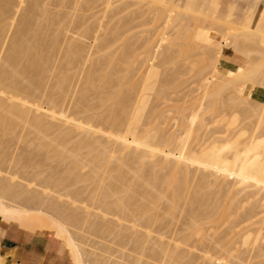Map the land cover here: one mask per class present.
<instances>
[{
    "label": "bare ground",
    "instance_id": "1",
    "mask_svg": "<svg viewBox=\"0 0 264 264\" xmlns=\"http://www.w3.org/2000/svg\"><path fill=\"white\" fill-rule=\"evenodd\" d=\"M68 1L0 0V219L30 232H50L71 264H165L172 258L178 264H264V78L242 82L238 74L212 81L206 72L207 78L176 85L184 87L182 93L168 92L173 75L184 68L167 71L171 45L159 51L172 31L163 29L188 20L207 25L203 31L216 39L207 59L221 60L224 47L237 56L255 50L264 57V4L254 18L250 10L242 17L246 4L237 0L219 19L218 0L133 1L130 7L144 4L137 16L150 4L153 13H145L152 21L161 11L163 28L155 43L148 38L144 52L150 62L159 53L161 58L139 80L130 69L136 59L132 39L123 51H108L119 39L108 35L110 29L109 37L100 33L106 31L104 17L89 22L88 9L97 0H72L74 13L84 3L88 15L71 13L73 31L59 26L67 13H53L52 7L51 13L48 4L64 7ZM114 2L97 7L104 5L100 11L108 16ZM120 18L114 26L123 23L127 31ZM116 27L118 37L122 31ZM207 62L221 78L238 68ZM16 139L15 152L10 145L17 146ZM80 230L135 245L155 241L157 248L149 244L147 255L156 263L103 245L94 248ZM178 241L215 243L201 250L203 261L197 262L188 249L177 248ZM225 241H241L246 249L231 255L235 261H214L211 250ZM89 244L100 252L87 250ZM260 256V262L252 261Z\"/></svg>",
    "mask_w": 264,
    "mask_h": 264
},
{
    "label": "rangeland",
    "instance_id": "2",
    "mask_svg": "<svg viewBox=\"0 0 264 264\" xmlns=\"http://www.w3.org/2000/svg\"><path fill=\"white\" fill-rule=\"evenodd\" d=\"M53 1V0H52ZM80 1V0H79ZM83 0H81V2H82ZM101 1V0H100ZM99 0H97L94 4H92V8H90V9H88V11H89V13H88V11H86L85 9L83 10L82 9V7L84 8L85 7V5H84V3H82V5H81V3H80V5H81V8L79 7V5L77 6L78 8H80L79 10H76L75 11V13H74V10L76 9H72L73 8V6H74V1H68V4H69V2H70V4L68 5V7H67V5L65 4V6L63 7V5H61L62 7H60V6H57L54 2H51V3H49L48 4V9H49V11L52 13V11H53V13H58V14H60L62 11L65 13V15H66V13H67V15H66V17L67 18H65V19H63L62 18V16L60 17V18H62V21L64 20V22H61L62 24H60L59 26H62V27H64L65 25L67 26L68 25V31H70V29L73 27V25H71L70 24V22H67V20L69 21L71 18V13H74V15H75V17L77 18L78 16L77 15H80L79 13H82V15H83V13L85 14V15H88L89 16V22H94V20H93V18L95 19V21H97V19H98V15H100V17H104L103 18V21H105L107 24H105V27H106V31H101L100 33L101 34H104V32H105V34H106V36L107 37H109V36H112V37H114L115 39H119L118 41H115V43H113L112 45L113 46H111L110 47V49H108V51H116L117 53H118V51L120 52V51H123L122 50V48L123 47H126V42L127 41H129L128 39L129 38H131L132 40H130V42H132V44H134L133 45V47H134V49H135V60H134V62L132 63V67H130V69L132 68V69H134V71H135V77L137 78V79H139V80H141L142 79V77H143V75L145 74V72H146V69H147V66H148V64H149V66L151 65V63H155V62H157L158 60H160V58H161V54L159 53V55H156L157 57L154 59L153 58V61H152V57H151V54H149V56L146 54H144V52H145V50L147 49V47H149V45L152 43V42H156L157 40H158V38L160 37V34L162 33V26H161V21L159 22V16H160V14H161V11H159L160 12V14H158L157 16L158 17H156L155 18V20H153L154 21V23H153V21L151 20L153 17V15H148V14H150V13H153V9L155 8L154 7V5H152V4H150V5H148V6H151L150 8H149V10H147L148 11V14L147 13H145V9H148V8H144V10H142L141 9V13H143L142 11H144V16L142 17L141 16V14H140V16L142 17H140V16H137V10L139 9L140 10V8L142 7V6H144V4H142V3H136V4H134V5H132L133 3V1H135V0H113V4L108 8V10L109 9H111V7L113 6V8L111 9V10H109V14H108V16H106V12H107V10L106 9H104L105 11V13H103V12H101V11H103L102 10V7L104 6V5H102L101 7H100V5L103 3L104 4V1L102 2H100ZM125 1H127V2H125ZM147 1V0H146ZM231 0H228V2H230ZM254 1V0H253ZM71 2H73V3H71ZM101 3L100 5H99V7H97L98 6V3ZM143 2H145V0L143 1ZM148 2V1H147ZM118 3H123V4H121V5H123V6H120V4H118ZM125 3H127V4H125ZM130 3H132L131 5V7H130ZM54 5V6H51V5ZM115 4H116V7H115ZM129 4V5H128ZM142 4V5H141ZM147 4H149V3H146V6H147ZM252 4H253V2H252ZM252 4L249 6V7H247L246 5H245V7L243 8V13H242V17L244 16V13H246L248 10H250L251 11V18H254V16H255V13L253 12V7H252ZM95 5V6H94ZM226 5V4H225ZM225 5H223V7H222V9L218 12V15H217V18H219V19H222L223 18V16H224V12H225V8H226V6ZM50 6V7H49ZM127 6H129V7H127ZM147 6V7H148ZM51 7L53 8L52 9V11H51ZM57 7V8H56ZM72 7V8H71ZM95 7V8H94ZM124 7H126V8H124ZM86 8V7H85ZM98 8H100L99 10H98ZM104 8V7H103ZM116 8V9H115ZM120 9L121 8V10H118V9ZM128 8V9H127ZM82 9V10H81ZM65 10V11H64ZM82 12H81V11ZM97 10V11H96ZM101 10V11H100ZM120 11L121 13H118V12H116V14H115V11ZM122 10H123V12H122ZM130 10V11H129ZM136 10V11H135ZM72 11V12H71ZM99 11V12H98ZM127 11V12H126ZM133 12V14H132V12ZM135 11V12H134ZM146 11V12H147ZM150 11V12H149ZM152 11V12H151ZM62 12V13H63ZM86 12L88 13V14H86ZM139 12V11H138ZM91 13V14H90ZM102 13H103V15H102ZM114 13V14H113ZM131 13V14H130ZM137 13V14H136ZM140 13V12H139ZM222 13V14H221ZM93 14V15H92ZM105 14V15H104ZM134 14H136V17H135V15ZM64 14H63V16H65ZM74 15H73V19H74ZM84 15V16H85ZM90 15H91V17H90ZM113 15V16H112ZM116 15V16H115ZM123 15V16H122ZM130 15H132V17L134 18H132ZM139 15V14H138ZM81 16V15H80ZM79 16V17H80ZM98 16V17H97ZM120 16L123 18V21H124V18H125V23H127V24H125V25H129L128 27L129 28H126V30L127 31H122L125 27L123 26V23L121 24H115V26H114V24L113 23H115V20L117 19L118 20V18H120ZM128 16V17H127ZM99 17V18H100ZM70 18V19H69ZM76 18H75V20H76ZM107 18H108V20H107ZM126 18H127V20H129L131 23H129V22H127V20H126ZM129 18H131V20L129 19ZM136 18H138V19H136ZM106 19V20H105ZM110 19V20H109ZM114 19V20H113ZM121 19V18H120ZM154 19V18H153ZM135 20V21H134ZM140 20H142V21H140ZM158 20V21H157ZM66 21V22H65ZM108 21V22H107ZM121 22H122V19L120 20ZM137 21H140V22H137ZM117 22H119V21H117ZM116 22V23H117ZM136 24H134V23ZM179 23V21H176V22H173V24L171 23L169 26H167V27H165L164 29H163V31L165 30V32L167 33V32H169V33H167L168 35L170 34V31H171V34L169 35L170 37H169V39L168 40H166L165 41V46L166 47H164V43L162 42L161 44V46H160V49H159V51L162 49H167V48H169L170 46L169 45H171V47H170V52H169V54H170V60H169V62L165 65L167 68H166V70L167 71H169V68L171 69V71H174V69H180V70H183L182 68H184V70L181 72V74H179V73H177V75H173L174 77H172V78H174V80L172 81V84L171 85H169V88H171V87H174V88H172L173 90H169V89H167V91L169 92V91H174V93H175V90L176 91H178V92H180V93H182V91L184 90V87H185V85H187V84H184V83H182V82H186V83H190V82H192L193 80L195 81V80H197L198 79V81H199V79L200 78H207L208 76L207 75H211L210 77L213 79H210V80H212V81H223V80H232L233 78H234V76H236V75H238V74H242V75H244L243 76V79L241 78V80H242V82H250V81H254V80H261V79H263L264 78V57H262V55H261V53H259L258 51H252V50H250V51H247V53L246 54H243V55H241V56H237L236 54H235V60L237 61V67L238 68H236L233 72H231L230 74H228L227 76H225L224 78H221L222 76L220 75V73H221V71H219L218 70V72H220V73H218V72H216V74L214 73H211V65L209 66L208 64V62L207 61H209L211 64H215V63H217V62H219V63H217L218 64V66L219 65H221V62H222V60H220V58L217 60V59H215V60H211V59H207V58H209L208 56H210V51L212 50V47L214 46V45H212L213 43H211V42H215L216 43V39H213V37H211L210 36V33L208 32V30H205V31H203L204 29H207L206 27H207V25L205 26L204 24H199L198 25V23H196L195 24V22H193V21H188V20H185V21H181L180 23L182 24V25H185L186 24V27L184 26V28L182 27V25L179 23V25H178V23ZM67 23H69V24H67ZM129 23V24H128ZM133 23V24H132ZM139 23V24H138ZM158 23V24H157ZM110 24V25H109ZM112 24H113V26H112ZM138 24V25H137ZM196 26L197 25V27H195L194 25ZM251 25H252V21H251V23H250ZM108 27H107V26ZM130 25L132 26L131 28H130ZM173 25V26H172ZM177 25V28L176 27H174V26H176ZM194 27H193V26ZM72 26V27H71ZM112 26V27H111ZM116 26H118V27H116ZM158 26H160V27H158ZM172 26V27H171ZM179 26V27H178ZM181 26V27H180ZM187 26H190V27H188L187 28ZM202 28H201V27ZM55 27H57V26H55ZM115 27L116 28H118L119 29V32L120 31H122L121 33H119L118 35V37H116V35H117V31L118 30H116V33L115 32H113L114 30H115ZM158 27V28H157ZM199 27H200V29H199ZM64 28H66V27H64ZM113 30H112V29ZM175 30H174V29ZM180 28V29H179ZM182 28V29H181ZM204 28V29H203ZM108 29V30H107ZM109 29H110V33H108V35H107V33L106 32H108L109 31ZM168 29V30H167ZM176 29H178V30H176ZM71 31H73V28L71 29ZM111 32H113L114 34H115V36L113 35V33H111ZM124 32V34H122ZM206 32V33H205ZM71 33V32H70ZM158 33H160V34H158ZM76 36H77V33L75 32L74 33ZM74 34H72L71 36H72V40H73V42H79L78 41V39L77 38H75V41H74V37H73V35ZM112 34V35H111ZM208 36H207V35ZM74 35V36H75ZM75 36V37H76ZM122 36V37H121ZM120 37V38H119ZM158 37V38H157ZM212 39V41L210 40V38ZM150 39V41H151V43H150V41H149V39ZM114 39V40H115ZM144 39L146 40V41H148L147 43L144 41ZM155 39H156V41H155ZM128 43V44H131V43ZM145 42V43H144ZM148 43H150L149 45H148ZM214 43V44H215ZM132 44H131V46H132ZM166 44H169V45H166ZM212 45V46H211ZM130 46V45H129ZM128 46V47H129ZM168 46V47H167ZM133 47H130V49L131 48H133ZM146 47V48H145ZM214 48V47H213ZM117 49V50H116ZM127 49H129V48H127ZM209 49V50H208ZM202 50H208L207 52L206 51H204V53H203V51ZM125 51V50H124ZM127 51V50H126ZM152 51V50H151ZM201 51H202V53H201ZM161 52V51H160ZM100 53V55L101 54H103V52H99ZM151 53V52H150ZM206 53H208V54H206ZM96 54V53H95ZM95 54L93 55L94 56V58L95 57H97L99 54L97 53L96 54V56H95ZM198 54V55H197ZM202 54V55H201ZM153 56V55H152ZM160 58H159V57ZM204 56V57H203ZM149 57H151L150 58V60H151V62L149 61ZM174 57V58H173ZM200 57V58H199ZM173 58V59H172ZM202 58V59H201ZM207 60H206V59ZM217 60V61H216ZM220 60V61H219ZM214 61V62H213ZM216 61V62H215ZM248 62V63H247ZM172 63V64H171ZM210 67V68H207L208 66ZM176 66L178 67V68H176ZM207 66V67H206ZM172 67V68H171ZM173 67H175V68H173ZM208 69V70H207ZM221 70V69H220ZM253 72L252 73V75L250 74L249 76H246L245 75V72L248 74L249 72ZM207 72V73H206ZM170 73V72H169ZM207 75H206V74ZM213 74V75H212ZM206 77H205V76ZM202 76H204V77H202ZM215 76V77H214ZM252 76V77H251ZM251 77V78H250ZM177 79V80H176ZM219 79V80H218ZM220 79H222V80H220ZM152 79H150L149 81H147L146 82V84H149V82L151 81ZM175 82V83H174ZM197 82V81H196ZM238 82H240V81H238ZM238 82H232V84H235V83H238ZM180 85V84H184L182 87H180V86H177V87H179V88H176V85ZM144 86H146L145 84L143 85V87ZM180 88H183V90H180ZM253 92H255L256 93V90L254 89V90H252L250 93L251 94H254ZM142 93H144V94H146V92H142ZM175 113V112H174ZM173 113V114H174ZM168 128V127H167ZM11 142H14V139L13 140H11ZM10 142V144H13V143H11ZM15 142H17V146H15L16 145V143H14L13 145H10L11 147V149H13V150H15V152L17 151V149H18V146H19V141L16 139V141ZM22 146V144L20 145V147ZM16 147V148H15ZM24 145H23V149H22V147L18 150V154H20V152L19 151H21V152H24L25 150H24ZM11 149H10V152H11ZM12 150V153L14 154L15 152ZM17 153H15V154H17ZM14 154V155H15ZM17 154V155H18ZM54 164V163H53ZM52 164V165H53ZM181 217H182V215H181ZM179 218H180V216H179ZM183 218V217H182ZM181 219V218H180ZM223 221V220H222ZM222 221L221 222H219V223H222ZM223 224V223H222ZM220 226H222V225H220ZM219 226V227H220ZM221 230H223L224 228L223 227H221L220 228ZM78 233H79V235H82L83 234V231H78ZM82 233V234H81ZM87 234V235H86ZM86 235V237H84V238H90L89 239V241H88V239L86 240L85 239V241H86V243H91V245H93L92 247H94V248H97V246H98V248L99 247H101L102 245L104 246V247H106V248H108L111 252H113L114 254H120V253H117L116 252V250L117 249H119L118 250V252L121 250L122 252H121V254H124L125 256L126 255H130V256H132V257H139V256H142V260H146V261H150L151 263H153L154 261H151V252H150V249H147V247H149L150 245V247L149 248H151L153 245H154V247L155 246H157V244H155V241L153 242V241H147L148 242V246L146 245V243L145 242H143V244H145V246H146V249H145V247L143 246V244L141 245V243L142 242H139V244H137V245H135L134 244V242L133 241H123V242H119V241H116L115 239H114V237H113V234L112 235H109V237L107 236H105V237H97V236H91L90 234H89V232L88 231H84V234L82 235V236H85ZM88 236V237H87ZM92 238H91V237ZM110 236H112L113 237V239H112V237H110ZM252 237H253V234H252ZM96 238V239H95ZM91 239H92V241H91ZM94 239V240H93ZM94 242H95V244H94ZM152 242H153V245H152ZM157 242V241H156ZM164 244L163 245H165V242L164 241H162ZM170 242H171V244H170ZM170 242H168L167 241V243H169V245H171V246H173V244H175L176 242L175 241H170ZM175 242V243H174ZM203 242V241H202ZM202 242L201 241H178V249L180 248V250L181 249H184V250H186V249H188L189 251H190V253H189V251H184L185 253H188V254H190L191 255V253L194 255V257H195V259L197 260V262H200L203 258H201V257H203L202 256V252H204V251H201V250H206V249H208V245L210 246V245H213V243H215V241H205V242H203V244H202ZM222 241H220V242H217L216 241V244L217 243H221ZM252 241H250V243H251ZM99 243V244H98ZM120 243H121V245H120ZM166 243V244H167ZM212 243V244H211ZM240 243H241V241H225V243H224V246L222 247L221 246V248L220 247H217V249L215 250V249H213V250H211L214 246H212V248L211 247H209V248H211L210 250H211V253H212V255H213V259H214V261H216L217 260V258H220V257H222V258H224V260H223V262L224 261H228V260H230V261H235V259L234 258H232V256L231 255H234L235 253L237 254L238 253V251H240V252H244L245 250L244 249H246V247H244V246H241L240 245ZM258 243V245H259V243L260 242H257ZM264 243V241L262 242L261 241V243H260V246H261V244H262V246L264 245L263 244ZM105 244H107V246L105 245ZM150 244V245H149ZM216 244H215V246H216ZM90 244L88 245V246H85V247H87L86 249L87 250H89V251H91V252H97V253H99L98 251H95V250H97V249H94V248H91V247H89V246H91ZM180 245V246H179ZM221 245V244H220ZM223 245V244H222ZM257 245V246H258ZM96 246V247H95ZM142 246L144 247V249L146 250V252L144 253V249H142ZM203 247V248H202ZM206 247V248H205ZM248 247H250V246H248ZM254 247V249H255V245L253 246ZM88 248H90V249H88ZM131 248H132V250H131ZM138 250H137V249ZM157 247H155V249H156ZM219 248V249H218ZM236 248H238V249H236ZM241 248H242V250H241ZM66 249V248H65ZM91 249H93V250H91ZM116 249V250H115ZM235 249V250H234ZM134 250V251H133ZM135 250H137V251H135ZM147 250H149V252L147 251ZM210 250H209V253H210ZM183 251V250H182ZM139 252V253H138ZM146 254V255H145ZM147 254H149L150 256V258L151 259H149L148 258V255ZM235 254V255H236ZM192 255V256H193ZM196 255V256H195ZM199 256V258L197 259L196 257H198ZM167 260L169 259V258H166ZM260 259V260H259ZM261 259H262V256H260V257H257V258H255V259H252V261L253 262H260L261 261ZM257 260H259V261H257ZM263 260V259H262ZM169 261V262H168ZM167 262H165V264H178V263H175V262H173L174 261V259L172 258V259H169ZM203 261V260H202ZM201 261V262H202ZM127 263V262H126ZM154 263H156V262H154ZM129 264V263H128ZM156 264H159V262L158 263H156ZM179 264H181V263H179Z\"/></svg>",
    "mask_w": 264,
    "mask_h": 264
},
{
    "label": "crops",
    "instance_id": "3",
    "mask_svg": "<svg viewBox=\"0 0 264 264\" xmlns=\"http://www.w3.org/2000/svg\"><path fill=\"white\" fill-rule=\"evenodd\" d=\"M218 1L222 2L218 12L224 4H226L225 12H227L229 6L234 5L237 0ZM240 1L247 7L253 2L255 15L264 4V0ZM222 58L221 60L228 66L237 65L235 52L228 47L222 49ZM0 264H71V260L68 251L59 241L53 239L50 232H30L14 224L4 223L0 219Z\"/></svg>",
    "mask_w": 264,
    "mask_h": 264
}]
</instances>
